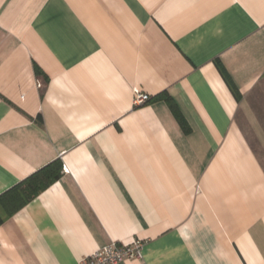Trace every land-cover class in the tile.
Listing matches in <instances>:
<instances>
[{
  "label": "crops",
  "instance_id": "obj_1",
  "mask_svg": "<svg viewBox=\"0 0 264 264\" xmlns=\"http://www.w3.org/2000/svg\"><path fill=\"white\" fill-rule=\"evenodd\" d=\"M56 159L0 264H264V0H0V194Z\"/></svg>",
  "mask_w": 264,
  "mask_h": 264
},
{
  "label": "trees",
  "instance_id": "obj_2",
  "mask_svg": "<svg viewBox=\"0 0 264 264\" xmlns=\"http://www.w3.org/2000/svg\"><path fill=\"white\" fill-rule=\"evenodd\" d=\"M215 63L223 78L226 80L231 92L236 95L235 87L228 79L224 69L219 64V61H216ZM159 96L161 95L159 94ZM166 100L179 122H181L178 117L176 106L169 98ZM61 168L60 161L56 159L35 171L25 179L19 181L16 185L2 192L0 194V224L6 218L25 206L30 200L35 198L39 192L57 180L60 177Z\"/></svg>",
  "mask_w": 264,
  "mask_h": 264
},
{
  "label": "built area",
  "instance_id": "obj_3",
  "mask_svg": "<svg viewBox=\"0 0 264 264\" xmlns=\"http://www.w3.org/2000/svg\"><path fill=\"white\" fill-rule=\"evenodd\" d=\"M36 85L39 87L40 83L37 82ZM148 99V95L141 93L138 89L134 90V106L141 105ZM141 253L142 242L139 240L130 244L111 241L80 259L78 264H119L124 259L139 258Z\"/></svg>",
  "mask_w": 264,
  "mask_h": 264
}]
</instances>
